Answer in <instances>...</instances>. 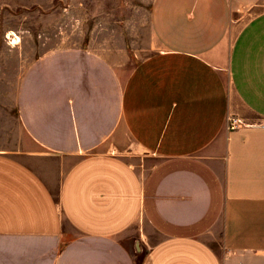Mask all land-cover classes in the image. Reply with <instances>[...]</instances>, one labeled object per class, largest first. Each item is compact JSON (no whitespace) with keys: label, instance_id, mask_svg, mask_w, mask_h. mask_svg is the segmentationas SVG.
<instances>
[{"label":"crops","instance_id":"crops-1","mask_svg":"<svg viewBox=\"0 0 264 264\" xmlns=\"http://www.w3.org/2000/svg\"><path fill=\"white\" fill-rule=\"evenodd\" d=\"M150 27L15 52L0 264H264V0H156Z\"/></svg>","mask_w":264,"mask_h":264},{"label":"rangeland","instance_id":"rangeland-1","mask_svg":"<svg viewBox=\"0 0 264 264\" xmlns=\"http://www.w3.org/2000/svg\"><path fill=\"white\" fill-rule=\"evenodd\" d=\"M155 1L0 0V129H9L14 90L9 63L15 52L26 51L31 57L63 46L116 49L124 37L130 48L144 45Z\"/></svg>","mask_w":264,"mask_h":264},{"label":"built area","instance_id":"built-area-1","mask_svg":"<svg viewBox=\"0 0 264 264\" xmlns=\"http://www.w3.org/2000/svg\"><path fill=\"white\" fill-rule=\"evenodd\" d=\"M241 123H242V121L239 118L230 116L228 118L227 126L230 129H234V128L238 127Z\"/></svg>","mask_w":264,"mask_h":264}]
</instances>
